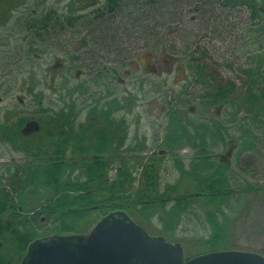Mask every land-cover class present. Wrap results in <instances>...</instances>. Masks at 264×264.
<instances>
[{"label":"trees","instance_id":"obj_1","mask_svg":"<svg viewBox=\"0 0 264 264\" xmlns=\"http://www.w3.org/2000/svg\"><path fill=\"white\" fill-rule=\"evenodd\" d=\"M25 1L0 0V7L16 9L20 2L23 4ZM45 1L36 0L27 6L28 17L22 19L18 16L16 18L17 21L28 24L30 31L29 54H36V57L42 56L46 48L55 47L56 32L53 31H55L56 24L62 22L59 7L66 5L67 9L76 10L71 3L64 4V0H52L50 5L42 11L40 8ZM71 1L78 4L77 23L92 27L93 43L96 42L98 49L101 50L102 48L108 52L103 57L95 50L94 54H98V57L95 56L92 62L97 72L92 79L101 85L106 84L108 88L104 91L105 93L91 91L83 98L74 96V90L77 86L80 92H85V87L82 84L67 88L65 85L70 76L61 75L59 73L61 68L55 66L56 62L54 65L48 64L46 66L38 60L31 59V56L28 57L31 60L32 68L45 71L44 75L37 76L35 71L31 69L28 76L31 79L28 89L30 94H35L36 98L45 100L47 93L42 91L44 88L56 90L61 88L60 100L69 107L70 103L75 102L83 104V108L92 102L96 103L94 107H87L88 117L91 118L93 115L94 118H88L86 124L90 130L94 124V129L93 136L89 137L90 140L82 142L84 147L79 146L81 141L78 140L77 147L70 152L71 156L48 159L46 162H42L48 165L43 166L41 163L29 171L28 176H30L33 184L42 183V188L44 189L46 186V190H49V195L46 196L40 206H30L28 212H25L27 208H25L23 198L14 196L15 193H23L24 195L27 180L20 177L19 173L20 169L24 171L23 168H16V171L11 174V180L8 184H5L6 182L0 178V183L2 182L0 185V238L7 241V247L0 245V264H16L19 257L20 259L23 258L29 243L39 236L34 231L33 223H36L41 214L48 219L55 218L60 223L56 229L59 233L88 232L100 217L115 209L126 210L149 232L147 223L152 216L158 215V218L165 224L164 228L170 227L166 230L168 231L176 228V224L184 219L187 221L197 219L198 222L202 223V216L197 215L196 211L189 212V209L193 208L191 207L193 202L198 199L207 200V202L214 204L205 212L207 223L210 225V234L204 241L206 247L203 251L194 252L190 255L186 254L187 258L212 250L236 249L227 244L230 215L243 198V193L252 190L253 185L248 182L243 187L241 177L236 175L235 171L233 174L230 173L228 164L214 163V157L201 147L206 146L204 140L208 133H217L221 135L218 146L227 148L228 145L236 144V155L240 158L242 153L249 151V142L254 140L249 137V134L251 132L256 133L255 127L252 130L249 129V111H252L251 116L254 118L264 117V107L261 103L264 102V0ZM189 9H193L192 12L194 13H190L189 22L200 23L204 29V35L200 36V33L197 32L196 37L200 36L198 38L200 41L208 40L212 33L215 34L218 31V25L221 27L224 25V22L222 23L224 15L227 18H232L233 21L237 12L240 14L242 11H246L249 21H247L249 23V45L252 43L256 47L246 48L244 67L240 69L242 81L237 84L238 81L232 76L222 77L217 65H213V69L211 68L212 60L209 56L211 48L209 45L201 44L195 40L187 44L186 36L179 39L180 45L183 47L179 54L190 71L191 80L174 97L176 101L169 102L168 108L165 109L171 131L168 133L170 139L166 141L167 149H164L169 150V153L173 155L172 149L175 148V145L177 146L175 136L177 135L176 138L180 137L182 132L188 134V131H185L186 126L181 125L179 116L185 112L188 103H193L196 116L194 118L190 116L186 120L195 128L196 133H189L191 137L188 139L195 142L193 143L194 148L198 151L195 154V162L192 163L191 169H183L181 173L183 172L198 185L196 184L193 189H183V191L176 192V187L180 185L176 184L167 186L162 191L160 175L156 173V170L161 163L168 162L164 160V156L167 154L156 151L149 156L147 153L143 155V152L149 149H147L145 142H140L135 134L130 135V120L127 115V112L132 109V103H136L135 96L131 97L128 93H123L121 98L118 95L119 91L115 89V85L110 82V77L113 78L121 72L126 76L132 75L137 59L142 61L141 52H147L146 55H149L152 50L156 52L162 50L159 47L163 44L159 42L173 40L170 36L171 33H178L183 29L185 15H189ZM65 18L68 22L73 20L69 14L65 15ZM204 18L206 21H203ZM226 28L222 27V29ZM232 33L229 31L228 35L231 37ZM121 34L123 39L120 37ZM221 34L220 32L219 35ZM219 39L225 43L228 41V38L223 36ZM158 40L159 42H157ZM246 41L248 40L245 39L243 43ZM236 47H233L232 44L228 46L234 52L237 51ZM143 49L145 50L142 51ZM136 53L140 54L137 55ZM119 55L122 67H119L117 63L116 56ZM89 58L84 60L91 61L92 59L89 60ZM99 58L106 63H102ZM14 62V64H18L17 70L20 71L14 76L17 78L23 76L22 65L25 61L15 59ZM83 62L80 61L84 64ZM123 67L125 68L123 69ZM210 69L212 72H209ZM106 73L109 75V82L105 83ZM38 88L40 89L36 92ZM107 106H109L108 110L105 109ZM216 108L217 110L220 108L232 109L231 115L233 116L229 117L223 113H217L216 116L211 113V116L210 111L216 110ZM115 109H122L124 112L114 116ZM46 111V116H54V109L46 108ZM68 111L62 110L64 113L61 116L63 124L71 123V116L65 114ZM189 111L187 115H189ZM210 116L218 121L216 123L219 124V127H216L218 129L216 132L209 130L211 126L201 124L203 117L208 118ZM103 118L107 120V123L102 122ZM235 118L237 120L233 125L232 122ZM118 122L122 124L124 134L118 133ZM104 124H107L108 128H105ZM72 131L69 129L62 134H71ZM65 152L64 148L60 149V154H65ZM102 153L106 154L102 155ZM145 158H151L153 162H145ZM174 158L172 159L175 160ZM115 161H118L119 164L115 168V175L111 176L109 170ZM177 167L179 168L178 165ZM211 168L215 171L214 175L211 176H207L201 171ZM239 169L244 173L249 172L248 167L243 165H240ZM139 170L137 177L136 171ZM39 171L45 172L46 177L42 176ZM200 182L204 184L201 185ZM36 191L31 190V193L35 194ZM168 204L172 205L170 210L166 209L169 207ZM18 205L20 207H17ZM92 212L100 213V215L91 222L90 227L85 231H82V227L78 226L76 222L69 223L67 220L69 216L86 218ZM5 216L10 219L5 221ZM164 235L171 240L169 235Z\"/></svg>","mask_w":264,"mask_h":264},{"label":"rangeland","instance_id":"obj_2","mask_svg":"<svg viewBox=\"0 0 264 264\" xmlns=\"http://www.w3.org/2000/svg\"><path fill=\"white\" fill-rule=\"evenodd\" d=\"M35 1L36 0H26L25 3L21 4L22 2L21 0V2L17 5L18 10H12L11 12L7 8L5 9L4 7H0V17L3 16V19L0 20V32L6 33L0 36V56L2 55L6 56L11 53H13L14 55V53H16L14 52L16 44L20 43L21 39L24 38L21 29L23 25L18 26L13 22H15L18 16L20 17L22 16V7H24L23 11L25 12L24 18L28 17L27 10L25 8L28 5L33 4ZM51 1L52 0H46L42 4L40 9L42 11L45 10L47 6L50 5ZM63 2L72 3L71 0H64ZM73 6L77 7L78 6L77 2H75ZM188 11H189V15L188 16L185 15L183 29L181 31H178V33L172 32V29L170 30L172 32L170 36L173 40H165V42L164 41L159 42V40L157 41L163 44L161 47H159L162 50L158 52L152 50L151 52L152 54L150 53L149 55H146L147 52L146 53L141 52L142 61H140V59H137L135 63V70L132 75L126 76L124 73L121 72L113 78L110 77L111 79L110 82L115 85V89L116 91H119L118 95L121 98L123 96V93L125 94L128 93V95L131 97L133 95L135 96L134 99H136V103L135 104L132 103L131 105L132 109L130 112H127V115L130 120V135L135 134V136L139 138L140 142H145L147 149H149L143 152V155L147 153V155L149 156L152 154V151L154 150L160 152L161 149L164 148L167 149L166 141L170 139L168 137V133L171 131V129H169L170 121L169 118L167 117L165 109L168 108L169 102L176 101L174 97H176L179 94V92L187 86L189 80H191L190 73L188 72V68L186 67V64L182 56L179 54L181 52L180 50L183 49L182 45H180L181 41L179 39H182L186 36L187 44H189L192 40H195L196 42H199L201 44L206 43L207 45H209L211 48V52H209L210 59L212 60L211 68L213 69L214 67L213 65L215 66L217 65L218 71H220L222 77L232 76V78L238 81L237 84H240V82L242 81L241 79L242 74H240L241 73L240 69L244 67V61H245L244 58L247 53L246 48L249 49V47L250 48L256 47V45L252 43L249 45V23H248L249 21L246 11H242L240 14L239 12H237L236 17H233L234 18L233 21L232 18H227L226 15L224 16L222 15L224 17L222 21V23L224 22V25L222 24L223 25L222 27H227V28L222 29L221 25H218L219 27V29H217L218 31L215 32V34L212 33L209 36V39L205 41H200L198 39L200 38L201 35H204L205 33L204 29H202L203 27H201L202 25L200 23L189 22V18L191 14H194L192 12L193 9H189ZM217 11L219 12L220 10ZM67 12L68 14L72 13V11L70 10L62 11V13L65 15L67 14ZM203 21H206L205 18L203 19ZM229 31L233 32L231 37L228 35ZM197 32L200 33V36L198 37H196ZM220 32L222 33L221 35H219ZM221 36L228 38L227 43L219 39L221 38ZM120 37L122 39L124 38L122 34L120 35ZM69 39L70 40H66L67 43L70 45H75V41L71 40V38ZM245 39H247L248 41L243 43ZM27 42L28 41H26V44ZM212 44H214L215 46H213ZM231 44L233 47L237 46L236 52H234L233 49L230 50L228 48V46H230ZM144 50L145 49H143L142 51ZM57 52L58 51L56 49H51V52L45 54V56L42 54V56L36 57V54H33V55H28V57L31 56V59L38 60V62H41L43 63V65L46 66L48 64L54 65V63L62 55H64L62 51H59L58 53ZM136 54L139 55L140 53H136ZM170 54L173 55L171 56ZM27 58L24 60L25 62L22 65V71L24 72L23 73L24 75L18 78L17 76H14L16 73L20 72L19 70H17L19 68L18 64H14L15 59H10L8 60L9 62L2 61L0 63V102L2 103L12 102L11 106L2 107V105H0V110L3 112V119H6L7 115H9L10 118V115L15 113V110L17 112L20 111L23 113L26 112L25 115H27L28 113L30 114L32 112H35L37 111L34 110L35 106L39 107L41 106L40 104L42 103H47L45 105L46 107H48L49 109L50 108L54 109L53 103L56 102L59 103L58 101H61L60 93L56 89L44 88L42 91L45 94L47 93V97L45 100L43 99L40 100L39 98H36L35 94H30L28 89L30 88L31 79H29L28 76L31 72V69L35 71L37 76L44 75L45 71H40L32 68L30 65L31 60L29 59L27 60ZM63 58L64 61L67 59L65 56H63ZM146 59L147 61H145ZM124 68L125 67H123V69ZM178 68H180V71H178ZM212 69H210L209 72H212ZM11 74L14 75L11 76ZM89 76H90L89 72L86 69L80 67L79 73H77L75 69L73 70L72 74H70V77L68 78V81L65 86L67 88H70L82 84L86 88H85V92H79L77 94L78 97L81 98L86 97L89 93L88 91H90V89L92 88L96 91H104V90L106 91L107 87L101 88L98 83L95 84L94 81L90 80ZM67 88L66 90L68 91ZM39 89L40 88H38L36 92H38ZM63 92L65 93L66 91ZM22 101L31 102L33 103V106H28V105L23 106L18 104V103H23ZM261 103H262V107H264V102ZM90 105L91 104H89V106ZM193 106H194L193 103H188L187 108H185V112H183L179 116L180 120L182 121V122L180 121L181 125L185 126L186 118H189L190 116L194 118L196 116V112H194V109H191ZM77 109H79L80 111L76 110V112H79L80 114H78V116L75 119V130L73 126L70 127V129H73L75 131V132L73 131L74 134L73 133L62 134L61 137L63 138V140L60 142L61 148L67 150L68 152L66 154L67 156H71L70 152L74 150L75 147H77L76 143L78 142V140L74 141L73 137L77 139V137L81 136L80 138H83V135H87L88 133L92 132V130H90L86 125L87 120H89L88 119L89 115L83 112V111H87L88 108L82 110L81 106L78 105ZM188 110L190 111L192 110L191 112L189 111V115H187ZM231 112L232 109L228 110V108L226 109L220 108V110H217L216 108V110L210 111V113H213L212 115L214 116H216L217 113L219 114L223 113L229 115V117H232L233 115H231ZM30 117H33L34 120L40 119L39 121H43L41 120L43 117L54 118V116L42 117L37 115L32 116L31 114ZM46 121L48 123L47 126L49 128L53 129L54 125H57V120L55 118L48 119ZM187 128L190 129L189 132L194 131L192 125H187ZM0 130L2 131L3 128H0ZM189 132L188 134L187 132H182L181 136L178 138H176L177 135L175 136L174 139L176 140L175 142L177 143V146L175 145L174 146L175 148L172 149L173 155L169 153V150H167L165 153L167 155L164 156L165 157L164 160L168 162L161 163L162 165L160 164L156 170V173L160 175V184H161L160 186L162 191L167 186H172L176 184L178 185L180 184L178 187H176L177 190L176 192L183 191V189L185 190L193 189L196 187L197 183L192 182L185 174H183V172L181 173L183 169L184 170L191 169L192 163L195 162V154L198 151V149L196 150V148H194L193 143L195 142H193L191 139H188L189 137H191L189 136ZM39 136L40 135L38 134L36 137L33 138L34 144L38 145V143H40L39 141L43 139L40 138ZM56 136L57 135H51V141L53 143L57 142L55 140ZM20 139L24 144L25 142L24 138L20 137ZM219 141L220 139L215 140L214 138L208 136H206L204 140V142H206V146L209 147L210 149H213L215 153L226 154L230 145H228L227 148H224L223 146L219 147L218 146ZM8 145H10L9 142L4 141L2 140V138H0V149H1L0 178L2 181L6 182L5 184H8L9 180H11V174L16 171V168L20 169L21 167L24 169V171H21V169L19 171L20 177L26 178L27 180V183H25L26 187L24 190V195L23 193L21 194L15 193L14 196L20 199L23 198L26 205L25 208H27L25 209V212H28V208H30V206L31 207L40 206L42 202L45 200L46 196L49 195L48 194L49 190H46L47 189L46 186L44 187L45 189L44 190L42 188L43 187L42 183H37V185L33 184L30 179V176H28L29 171L32 168H34L35 165L41 164V161L35 164L31 159L27 158L26 156L19 157L17 155L18 156L17 158L16 157L12 158V156L8 153V150L11 148ZM58 146L59 145H57V147ZM79 146L84 147V144L81 142L79 143ZM201 149H203V147H201ZM173 157H175L174 158L175 160L172 159ZM213 160L214 163L227 164L224 161L220 162L218 156H216ZM236 160H238L237 165L234 164ZM249 160L252 159L246 158V152L242 153L240 158L237 159L236 150H234L231 156L232 165L229 168L230 173L233 174V171H235L236 175L241 177V183L243 187H245L248 184V182L253 186H252V190H250L248 193H243V198L241 199L237 207H235L234 209L235 211L230 215V231H228L229 234H228L227 244L232 248L254 251L264 255V149L261 147L260 144L258 145L257 152L253 154V161L249 163ZM144 161L153 162V159L145 158ZM118 164H119L118 161L112 163L109 170V174L111 176L115 175L116 173L115 168L117 167ZM248 164L249 166L247 167L249 172L244 173L239 169L240 165L244 166ZM42 165L45 166L48 164L42 163ZM177 165L179 166V168L177 167ZM201 171L203 174L207 176L214 175L215 172L213 168L203 169ZM139 172L140 170L136 171L137 177L139 176ZM39 173L42 174V176L46 177L45 172L42 173L39 171ZM200 183L201 185L204 184L203 182ZM1 184L2 182L0 183V185ZM31 190L32 191L37 190V191L35 194H33L31 193ZM171 206L172 205H169V207H167L166 209L170 210ZM213 206L214 204L207 202V200H201V199L194 201L193 205H191V207L193 208L189 209V212L196 211L197 215L202 216L201 217L202 223L198 222L197 219L190 221L184 219L180 223L176 224L177 225L176 228L169 229L168 231H166L170 227L164 228L165 224L162 222V220L158 218V215H154L151 217L147 225L149 227L151 234L163 235V236H165L164 234H167L171 238V240L168 239L169 241L181 243L187 255L193 254L194 252H201L206 247L204 241L210 234V225L209 223H207V216L205 215V212H207V209H210ZM17 207H20V205H18ZM115 210H124V209H115ZM99 215L100 213L92 212L89 215H87L86 218H76L74 216H69L67 220L69 223L76 222L78 226L82 227V231H85L90 227L91 222L97 219V216ZM102 217H100L99 220ZM9 219L10 218L8 216H5L4 220L7 221ZM57 225L60 226V223L55 218L48 219L46 216L42 214L39 215L36 223L35 222L33 223V228L35 229L34 231L39 235L36 238L53 235V234H68L73 232L70 231V232L59 233L56 231V229L58 228ZM0 245H3V247H7V241L3 239L1 240L0 238ZM21 261L22 259H20L19 257L16 264H21Z\"/></svg>","mask_w":264,"mask_h":264},{"label":"flooded vegetation","instance_id":"obj_3","mask_svg":"<svg viewBox=\"0 0 264 264\" xmlns=\"http://www.w3.org/2000/svg\"><path fill=\"white\" fill-rule=\"evenodd\" d=\"M72 3L74 4L75 2H72ZM64 4H66V3H64ZM75 8H76V10H71V9H67L66 5H61L58 9L60 12V19L62 22H59L58 24H56L55 31H53V32H56V37H54V38H56L54 40L55 41V43H54L55 47H53V48L56 49L58 52L62 51L64 53V55H62L56 61L55 66H59V68H61V72H59V73H61V75L63 74V75H67V76H70V74H72L73 70H75V69H76L77 73H79L80 67H81L83 69H86L89 72L90 80L94 81L92 79V77L97 72H96V69H94L95 68L94 65L92 64L93 59L95 56L98 57L99 53L101 56L104 57L106 55V53H108V52L103 50L102 48H101V50L98 49L96 42H95V44L93 43L94 40L91 37L92 30H93L92 27L88 26L87 24L77 23L76 15H77L78 10H77V7H75ZM7 9L10 12L12 10H18V8L14 9V8H10V7H7ZM23 9H24V7H22V16H21L22 19L25 16L24 15L25 12L23 11ZM25 9L27 10V14H28V12H29L28 8L26 7ZM63 10L73 11L72 13L69 14V15H71V18L73 20L68 22L67 19L65 18V15L62 13ZM66 15H68V12ZM1 19H3V16L0 17V20ZM13 23L18 25V26L23 25V27L21 29H22V35L24 36V38L21 39L20 43L16 44L15 51H14L16 53H14V55H13V53H11V54L6 55V56L5 55L0 56V62H2V61L9 62L8 60H10V59L25 60L28 57V55H30L29 54L30 53V50H29L30 31H29L28 24H26L23 21L21 23L17 20H15V22H13ZM53 32H52V34H53ZM3 34H6V33L0 32V36H2ZM69 38H71V40L75 41V45H70L67 43L66 40H70ZM26 41H28L27 44H26ZM53 48H50V47L46 48L43 55L45 56V54L50 53L51 49H53ZM95 50H97V53H98L97 55L94 54ZM10 51H11V49H10ZM120 55L116 56V59H117L118 66L122 67V63L120 61V58H121ZM63 56H65L67 58L65 61H64ZM85 58L86 59L89 58V60H91V59L92 60L91 61H85L84 60ZM185 59H188V58H185ZM100 60L102 63H104V64L106 63L102 59H100ZM80 61H84L83 62L84 64L80 63ZM97 68H99V67H97ZM69 69H70V72H68ZM188 72L190 73L189 70H188ZM13 75L11 74V76H13ZM106 75L107 76L105 77V83L109 82V78H108L109 75L107 73H106ZM95 84H96V82H95ZM98 84L100 85L101 88L102 87L108 88V86L104 83L102 85L100 83H98ZM187 85H188V83H187ZM92 89H90V91H88V92L96 91V90H94V89L92 90ZM57 91H59V93H61L62 89L61 88L57 89ZM104 91H100V92L105 93ZM79 92H80V89L77 86L74 90V93H76V94H74V96H78L77 94ZM58 102L59 103H57V102L53 103V105H54L53 115H54V118L57 120V125L53 124L54 125L53 129L49 128L47 126L48 123L46 120L54 119V118L43 117V116H46V113H47L46 108H48V107L45 106L47 103H42V104H40L41 106H39V107L35 106L34 110H37V111L30 113L32 116H34V115L42 116L43 118L41 120H43V121H39L40 119L34 120L33 117H30L29 113L27 115H25L26 112L25 113H23L21 111L17 112L16 110H15V113L10 115V118H9V115H7L6 119H3V112L0 110V128H3L2 131L0 130V138H2V140H4V141L9 142L10 145H8V146L11 148L8 150V153L12 156V158H15V157L17 158L18 156L19 157L20 156H26L27 158L31 159L33 161V163L36 164L40 161H41V163L46 162L48 159H51V158L53 159V158H59L61 156H67L66 155L68 153L67 150H66L65 154H60V149H61L60 142L63 140V138H61L62 132L68 131L71 126H73L74 130H75V119L78 116V114H80L79 112H76V110L80 111L79 109H77V106L79 105V106H81L82 110L83 109L85 110V109H87V107L89 105L86 106V108H83V104L75 102V103H70V107H69V105H67L66 103H64L62 101H58ZM18 104L23 105V106L24 105L33 106V103H31V102H23V103H18ZM0 105H2V107L11 106L12 102H10V103L0 102ZM94 106H96V103L92 102L90 107H94ZM99 106H101V104H99ZM63 109H64V111L69 110L68 112H65V114L71 116V119H72L71 123L63 124L62 117H61L64 114L62 112ZM105 109L108 110L109 106H107ZM191 109H194V107H192ZM83 112H85L86 114L89 115V113L87 111H83ZM123 112H124V110H122V109H115L114 110V116L120 115ZM252 114H253L252 111H249V129L252 130L255 127L256 133L251 132L249 134V137L254 139V140H251L249 142V151H246V158L252 159V160H249V163H251L253 161V154L255 152H257L259 144L264 149V117L263 118H261V117L254 118L253 116H251ZM263 114H264V111H263ZM210 115H211V113H210ZM211 116L208 118L203 117V120H201V124L211 126L209 128V130H213L214 132H216V131H218V129H216V127H219V124H217L216 122H218V121ZM92 118H94L93 115H91V118H89V119H92ZM236 120H237L236 118L233 119L232 124L234 122H236ZM102 122L107 123V120H105L103 118ZM104 125H105V128L106 127L108 128L107 124H104ZM187 125H191V124H189L188 120H186L185 130L187 129L186 131L189 132L190 129L187 128ZM97 126H98V124H97ZM117 126L119 128L118 133L124 134L122 124L120 122H118ZM50 127H51V124H50ZM67 127H69V128H67ZM199 127H200V125H199ZM91 128H92L91 129L92 132L87 134L89 137L93 136L94 124L91 126ZM193 129H194V131L193 132L190 131L189 133H192V134L196 133L194 126H193ZM56 130H57V132H56ZM73 131H72V133H73ZM38 134L40 135L39 137L43 138V139H41L39 141L40 143H38V145H37V144H34L33 138L36 137ZM51 135H57L56 136L57 138L55 137V140L57 141L56 143H53L51 141ZM87 135H83V138H80V139H76L73 136L72 137L74 138V141L79 140L81 142H88L90 140V138ZM206 136L212 137L215 140L216 139L218 140L221 137V135L217 134V133H208ZM20 137L24 138V140H25L24 144L22 143ZM234 137H237V135H234ZM231 141L233 142V140H231ZM57 145H59V146L57 147ZM235 146H236V144H234V143L232 145H230L226 154L215 153L213 151V149H210L207 146H204L203 150L208 151L209 154L211 156H213L214 158L216 156H218V159H220V161H224L229 166H231L232 165L231 156L235 150ZM122 148H123V146H122ZM0 151H1V149H0ZM152 152L155 153L156 151L154 150ZM160 152H166V150L161 149ZM121 153H124V152H121ZM236 153H237V151H236ZM104 154H106V153H102V155H104ZM237 159H239L238 156H237ZM234 164L237 165L238 160H236V162H234ZM245 164H247V163H245ZM247 166H249V164L244 165V167H247ZM15 215H17V214H15Z\"/></svg>","mask_w":264,"mask_h":264},{"label":"water","instance_id":"obj_4","mask_svg":"<svg viewBox=\"0 0 264 264\" xmlns=\"http://www.w3.org/2000/svg\"><path fill=\"white\" fill-rule=\"evenodd\" d=\"M21 264H264V255L219 249L186 258L181 243L151 234L126 211L114 210L86 233L34 239Z\"/></svg>","mask_w":264,"mask_h":264}]
</instances>
